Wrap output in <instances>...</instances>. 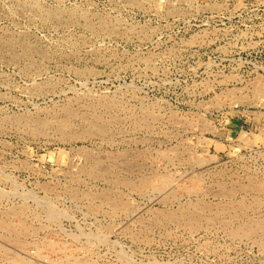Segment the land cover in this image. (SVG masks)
I'll list each match as a JSON object with an SVG mask.
<instances>
[{
  "label": "rangeland",
  "instance_id": "374dc122",
  "mask_svg": "<svg viewBox=\"0 0 264 264\" xmlns=\"http://www.w3.org/2000/svg\"><path fill=\"white\" fill-rule=\"evenodd\" d=\"M155 263L264 264V0H0V264Z\"/></svg>",
  "mask_w": 264,
  "mask_h": 264
},
{
  "label": "bare ground",
  "instance_id": "6f19581e",
  "mask_svg": "<svg viewBox=\"0 0 264 264\" xmlns=\"http://www.w3.org/2000/svg\"><path fill=\"white\" fill-rule=\"evenodd\" d=\"M92 168V167H91ZM98 168V167H97ZM170 177V176H169ZM127 182V181H126ZM2 192V191H1ZM22 211V210H21ZM49 211V210H48ZM49 213V212H47ZM236 219V218H235ZM27 221V220H26ZM10 227V226H9ZM19 238V237H18ZM22 243V242H21ZM121 256V255H120ZM72 257V256H71ZM75 257V256H74ZM47 260V259H46ZM128 260V259H127ZM153 261V260H152ZM132 263V262H131ZM153 263V262H152ZM156 264V263H155Z\"/></svg>",
  "mask_w": 264,
  "mask_h": 264
}]
</instances>
